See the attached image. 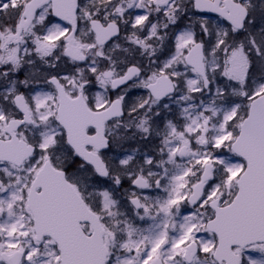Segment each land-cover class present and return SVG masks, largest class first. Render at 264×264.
Instances as JSON below:
<instances>
[{
  "label": "snow or ice",
  "instance_id": "1",
  "mask_svg": "<svg viewBox=\"0 0 264 264\" xmlns=\"http://www.w3.org/2000/svg\"><path fill=\"white\" fill-rule=\"evenodd\" d=\"M0 264H264V0H0Z\"/></svg>",
  "mask_w": 264,
  "mask_h": 264
}]
</instances>
